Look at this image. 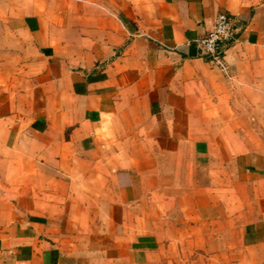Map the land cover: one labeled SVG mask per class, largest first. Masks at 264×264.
Returning <instances> with one entry per match:
<instances>
[{"label": "crops", "instance_id": "obj_1", "mask_svg": "<svg viewBox=\"0 0 264 264\" xmlns=\"http://www.w3.org/2000/svg\"><path fill=\"white\" fill-rule=\"evenodd\" d=\"M0 264H264V0H0Z\"/></svg>", "mask_w": 264, "mask_h": 264}, {"label": "built area", "instance_id": "obj_2", "mask_svg": "<svg viewBox=\"0 0 264 264\" xmlns=\"http://www.w3.org/2000/svg\"><path fill=\"white\" fill-rule=\"evenodd\" d=\"M232 31L233 23L229 14L225 11L219 12L214 19L212 28L198 40L202 55L222 65L218 46L231 38Z\"/></svg>", "mask_w": 264, "mask_h": 264}]
</instances>
